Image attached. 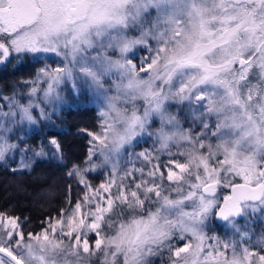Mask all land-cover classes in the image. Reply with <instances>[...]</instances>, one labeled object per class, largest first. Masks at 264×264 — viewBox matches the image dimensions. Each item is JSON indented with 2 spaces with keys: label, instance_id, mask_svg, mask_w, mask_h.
<instances>
[{
  "label": "snow or ice",
  "instance_id": "obj_1",
  "mask_svg": "<svg viewBox=\"0 0 264 264\" xmlns=\"http://www.w3.org/2000/svg\"><path fill=\"white\" fill-rule=\"evenodd\" d=\"M25 59L43 66L0 95V166L53 158L80 195L35 232L0 213V264H264L238 223L264 220V0H0V66ZM69 91L99 116L79 163L25 135Z\"/></svg>",
  "mask_w": 264,
  "mask_h": 264
},
{
  "label": "trees",
  "instance_id": "obj_2",
  "mask_svg": "<svg viewBox=\"0 0 264 264\" xmlns=\"http://www.w3.org/2000/svg\"><path fill=\"white\" fill-rule=\"evenodd\" d=\"M42 66L25 59L22 63L13 61L0 67V95H9L17 89L20 81L35 74ZM99 116L90 105L69 107L60 114L55 125L49 128L41 124L40 130L30 136L36 144L49 136H55L61 143L69 162L79 163L88 151V136L82 130L98 131ZM69 183L72 191L69 193ZM80 195L75 181H69L65 167L56 160H39L31 171L10 172L0 166V213L19 217L24 231H39L42 222L57 214L66 206L69 196L75 200Z\"/></svg>",
  "mask_w": 264,
  "mask_h": 264
},
{
  "label": "rangeland",
  "instance_id": "obj_3",
  "mask_svg": "<svg viewBox=\"0 0 264 264\" xmlns=\"http://www.w3.org/2000/svg\"><path fill=\"white\" fill-rule=\"evenodd\" d=\"M43 66V65H42ZM40 66V67H42ZM34 76V74L30 77H28L27 79H30ZM27 79H24V80H27ZM20 81L19 85L17 86V89L15 91H19L21 94H23L24 92V88L22 86V82L24 81ZM14 92V91H13ZM13 92L9 95H5V96H11L13 94ZM66 97H67V100H68V104L65 105L61 111H60V114L66 110L67 108L69 107H76V106H83V105H90V106H93L95 107L97 113H98V110L95 106V104L92 102V97L85 91L83 92L79 97H76V96H73L71 94V92L69 91L68 93H66ZM18 99H21V102H26V97H23L22 95L21 96H18L17 97ZM60 114L59 116L57 115H53L52 116V121H54V124L53 123H46L45 121L43 120H40L39 117H37V120H38V126L37 125H33L31 129L27 130L25 135H26V138L28 139L29 143L30 142V136L32 133L34 132H37L40 130V126L41 124H47L49 128L53 127V125H55L56 121L58 118H60ZM99 130V129H98ZM88 140H89V137H88ZM32 144V143H31ZM148 147H151V141H148L146 143H142L140 144L137 148H136V151H141L143 148H148ZM55 160L53 158H49V159H46V160ZM93 183H98L100 180L103 179L102 176L98 175V174H93L92 177H91ZM238 223L241 225L242 229L243 228H246V227H250L253 231V240L256 239V236L259 235L261 232H264V220H261L259 217H256L254 218L252 221H250L249 224H245V220L244 218L242 217L241 219L238 220ZM210 231H215V233L217 235H219L220 237H223V238H227L229 236L232 235V229L229 228L226 223H222V224H217L214 222V220L211 221L210 223ZM159 264V262H158Z\"/></svg>",
  "mask_w": 264,
  "mask_h": 264
},
{
  "label": "water",
  "instance_id": "obj_4",
  "mask_svg": "<svg viewBox=\"0 0 264 264\" xmlns=\"http://www.w3.org/2000/svg\"><path fill=\"white\" fill-rule=\"evenodd\" d=\"M0 67H1V66H0ZM241 218H242V217H241ZM241 218H240V219H241ZM213 220H214V222L217 223V224H221V223H223L222 221H220V220H218V219H213Z\"/></svg>",
  "mask_w": 264,
  "mask_h": 264
}]
</instances>
